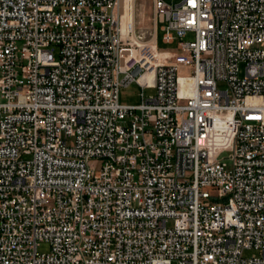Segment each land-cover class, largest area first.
I'll return each mask as SVG.
<instances>
[{
  "label": "built area",
  "instance_id": "1",
  "mask_svg": "<svg viewBox=\"0 0 264 264\" xmlns=\"http://www.w3.org/2000/svg\"><path fill=\"white\" fill-rule=\"evenodd\" d=\"M154 8L0 0V264H264V0Z\"/></svg>",
  "mask_w": 264,
  "mask_h": 264
},
{
  "label": "rangeland",
  "instance_id": "2",
  "mask_svg": "<svg viewBox=\"0 0 264 264\" xmlns=\"http://www.w3.org/2000/svg\"><path fill=\"white\" fill-rule=\"evenodd\" d=\"M169 3H177L180 0H165ZM133 8H135V20L137 26V34L142 35L144 37V41H149L153 38L155 34V8H154V0H134L132 2ZM135 5V6H134ZM162 34L161 30L158 31V41L159 46L166 47L169 49H173L177 46V41L171 44H164L162 42ZM195 38L194 33L190 32L186 40H193ZM55 56L58 57V47H54ZM243 74V70L241 75ZM220 88H225L226 84L221 82L219 83ZM142 87L137 83H132L126 87H123L120 91L119 101L122 104H139L142 100ZM154 93V89L147 88L145 89L146 95H151ZM171 224V223H170ZM50 246L48 243H41L38 247L39 252H47L49 251ZM245 256L250 257L254 255H258V251L250 249L245 251Z\"/></svg>",
  "mask_w": 264,
  "mask_h": 264
},
{
  "label": "bare ground",
  "instance_id": "3",
  "mask_svg": "<svg viewBox=\"0 0 264 264\" xmlns=\"http://www.w3.org/2000/svg\"><path fill=\"white\" fill-rule=\"evenodd\" d=\"M132 2H134V0L132 1L124 0L123 28L127 29L128 23H135V31L137 33V26H136V20H135V8H133ZM153 40L155 41V36L153 37ZM145 77L150 78L151 74H148Z\"/></svg>",
  "mask_w": 264,
  "mask_h": 264
}]
</instances>
